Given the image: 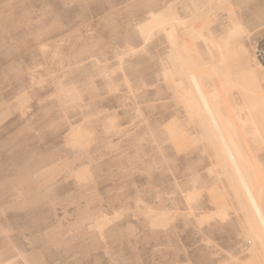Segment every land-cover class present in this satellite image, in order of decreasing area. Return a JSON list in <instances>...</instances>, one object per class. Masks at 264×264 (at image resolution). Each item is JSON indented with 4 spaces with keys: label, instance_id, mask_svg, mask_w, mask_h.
<instances>
[{
    "label": "rangeland",
    "instance_id": "1",
    "mask_svg": "<svg viewBox=\"0 0 264 264\" xmlns=\"http://www.w3.org/2000/svg\"><path fill=\"white\" fill-rule=\"evenodd\" d=\"M228 3L245 29L236 68L255 56L263 64L264 0ZM169 4L182 12L189 1L0 0V261L22 253L34 264H242L251 255L242 252L241 213L227 184L208 174L210 151L182 136L184 113L158 77L161 37L130 55L141 44L138 22ZM215 13L210 28L219 36L229 19ZM120 52L126 85L115 69ZM118 117L122 132L108 135ZM150 129L161 139L173 131L175 142L159 151ZM62 165L69 169L42 181ZM84 165L92 174L84 194L116 218L99 234L84 227L52 247L45 230L57 218L71 221L79 196L64 175ZM138 198L152 208L161 201L176 217L151 228Z\"/></svg>",
    "mask_w": 264,
    "mask_h": 264
},
{
    "label": "bare ground",
    "instance_id": "2",
    "mask_svg": "<svg viewBox=\"0 0 264 264\" xmlns=\"http://www.w3.org/2000/svg\"><path fill=\"white\" fill-rule=\"evenodd\" d=\"M188 1L189 5L182 12L173 4L158 12L148 11L134 28L141 44L138 49H129L130 55L143 50L154 37H161L163 49L158 57V77L167 88H171L172 98L184 113L182 136L191 147L210 151L213 164L208 174L224 180L234 207L241 213L240 226L245 241L242 252L251 254L242 264H264V168L258 157V152L263 150L260 147L264 145V63L255 56L250 67L245 63L242 69L236 68L241 45L239 38L245 29L233 20L228 0ZM217 10L226 11L229 19L219 36L213 34L209 19ZM115 57L116 72L121 73L125 85L129 84L124 74L122 52ZM114 125L115 122H109L105 132ZM173 133L169 131L166 138L161 139L155 130L150 129L146 138L161 145L165 141L174 143L176 136ZM66 169L69 167L62 165L43 171L40 174L42 181L54 178ZM64 176L72 178L79 196L70 202L74 207L73 219L63 222L57 218L45 230L44 239L52 247L68 242L84 227L86 233L99 234L116 218H105L99 211L90 210L95 195L84 194L92 179L86 165L69 170ZM136 209L147 215L151 228L166 227L177 214L164 207L161 201L155 208L146 204ZM18 255L1 264L18 261L34 264L22 253Z\"/></svg>",
    "mask_w": 264,
    "mask_h": 264
},
{
    "label": "crops",
    "instance_id": "3",
    "mask_svg": "<svg viewBox=\"0 0 264 264\" xmlns=\"http://www.w3.org/2000/svg\"><path fill=\"white\" fill-rule=\"evenodd\" d=\"M247 101H248V100H247ZM243 102H244V100H243ZM114 113H115V112H114ZM134 115H135V118H141V117H142L141 112L138 114V113H136V112L134 111ZM119 125H120V120H119V117H118V118L116 119V121H115V125H114L113 129H111V130L108 131V135H109V134L119 135V134L122 132V130H121L120 128H117ZM115 127H116L117 129H115ZM113 130H114V131H113ZM112 131H113V132H112ZM142 137H143V135L139 136V138H138V142H141ZM148 141H149V140H148ZM150 143L153 144V145H155L156 148H158L159 151H160V146H161V144H160L158 141H155V140L150 139ZM96 198H97V199H96ZM263 202H264V199H263ZM92 204L95 205L96 208H92V209H91ZM92 204H91V206H90V210H92V211H96L97 209H100V200H99V197H98V196L95 195V199L93 200ZM143 204H144V202H142V201L138 198L137 201L135 202V207H137V206H141V205H143ZM30 260H31V259H30ZM31 261H32V260H31ZM1 262H2V261H0V263H1ZM18 262H20L21 264H24L23 261H18ZM32 262H33V261H32ZM15 264H18V263H15Z\"/></svg>",
    "mask_w": 264,
    "mask_h": 264
}]
</instances>
